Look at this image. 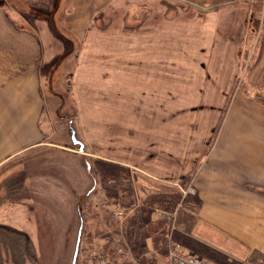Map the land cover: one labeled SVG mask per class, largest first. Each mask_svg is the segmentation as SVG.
I'll return each instance as SVG.
<instances>
[{
    "label": "crops",
    "instance_id": "1",
    "mask_svg": "<svg viewBox=\"0 0 264 264\" xmlns=\"http://www.w3.org/2000/svg\"><path fill=\"white\" fill-rule=\"evenodd\" d=\"M136 1L72 0L54 13L56 28L62 24L80 44L73 93L85 142L101 155L73 150L72 156L121 158L126 173L132 168L181 186L192 164L172 172L149 162L193 163L194 143L204 144L196 129L204 126L199 108L206 90H236L227 108L224 100L217 107L222 120L209 151L198 156L192 197L176 206L172 219L161 209L148 219L155 226L170 220L172 239L213 264H264V99L257 91L264 90L257 86L264 77V0H170L190 6L185 19L157 14L154 0ZM7 2L0 0V264H35L44 237L36 197L45 198L55 184L35 179L17 160L50 144L42 127V70L53 41L45 40L46 30L17 24L20 15ZM66 8L70 15L60 21ZM243 67L250 68L247 79ZM218 120L205 123V145ZM74 171L92 186L88 166ZM155 226L141 230L151 242L148 253L154 246L147 263L160 252Z\"/></svg>",
    "mask_w": 264,
    "mask_h": 264
},
{
    "label": "rangeland",
    "instance_id": "2",
    "mask_svg": "<svg viewBox=\"0 0 264 264\" xmlns=\"http://www.w3.org/2000/svg\"><path fill=\"white\" fill-rule=\"evenodd\" d=\"M154 1L151 3L152 7L155 4V12L159 14L158 12L160 10V15L165 17L167 12L164 11V4L160 3L161 0ZM163 1L167 3L173 0ZM225 1L230 2L234 0ZM71 3L72 0H8V4H11L13 9H16L20 15V18L16 21L17 24H22L27 28H32V30H46L49 35H46L47 39L45 38V40L49 41L51 39L53 41L48 47L50 59L43 65L42 70L43 83L45 85L44 91L47 99V105L42 117V127L44 132L50 135V144L45 147L46 149H40L34 152L33 155L21 157L17 160L19 168H25L29 171L32 170V177L37 179L43 176L50 183L54 182L55 188H58H53V184L51 188L47 186L46 188L49 189L47 190L45 198H41L40 196L36 197L38 217L42 224L41 228L44 231V237L39 240V252L35 264L72 263L80 226L77 204L82 197L84 204H86L84 206L86 219L85 230L81 241L93 239L104 242L105 246L109 250H112V257L120 264L147 263L146 257L152 255L154 246L151 248V253H148L151 242L142 238L141 230H146L148 226L150 229L155 225H153L154 221L148 219L152 215L150 213L153 211V208L144 204L143 200L148 199L151 192H157L163 188L179 191L182 194L179 204L186 201L188 197H192L191 194L194 193L192 180L197 168L202 162V158L198 160V156L206 154L209 151L222 120L223 112L220 110L219 113L217 107H220L221 101L224 100L227 108L231 93L236 90H206L203 105L199 108L203 110L199 114L203 117L204 126L203 128L198 126L196 129V136L204 135V139L202 140L204 144L201 141L194 143L192 150H190V155L197 159L194 158L193 163L192 159H188L187 161L183 160V158H178L173 161H177V164L171 163L168 159H162L164 164L163 162H155V160L149 162V165L153 168L154 166L156 167L155 163H157L160 164L158 166L162 169L170 170L169 168H171L172 172L174 169L179 171L181 166L183 172L185 166L192 164V172L180 182L181 186L171 183L164 184L132 168H129L130 173H126L124 172V168L127 167L122 164V161L125 160L121 158H113V160L107 161L102 158L95 159L87 157L88 159L83 162L84 155L82 157H78V155L73 157V150L76 147L72 144L70 137L71 126L75 128L76 132L78 131V139L84 143L87 154L93 155V157L101 155L97 154V152L99 153L97 147L85 142L76 97L73 93V76L76 67L75 55L79 52L80 44L76 43V39L73 37L71 30L62 24L56 32L52 29L53 24L51 21H53L52 17L54 18V7L57 4H63V7L67 4V7H69ZM136 3H139V0ZM145 4H150V2ZM185 4L182 2L178 3L179 6H183V9L178 11L179 18L184 17L185 19L187 12L192 15L191 9H187L190 6H186ZM68 9L66 8L67 11L63 10L60 13V21H63V18L65 19L70 15ZM120 14L121 12L116 11L112 15L118 19ZM130 14L127 15V20L130 18ZM120 29L116 28V31ZM255 52L256 47L253 50V55ZM249 70L250 68L245 70L243 67V71L247 73H245V78L246 76L249 78ZM261 79L263 80L258 82L257 86L264 88V77ZM233 83L237 85V75ZM245 88L247 87L245 86ZM252 91L255 92L256 90ZM257 91L261 92L259 93L260 98L264 99V90ZM196 92L197 90L194 93L195 97ZM217 118L219 120L216 126L211 129L210 144L205 145L207 131L205 123H211L212 126ZM101 119V121H104L103 116ZM206 119L208 120L206 121ZM120 147L119 145V149ZM182 153H184L183 150ZM101 154L105 153L103 152ZM63 161H65L64 165L62 164ZM88 163L94 168L93 171L97 179V186H94V183L92 186L87 184L84 176L81 175L83 173L78 174L77 171H74L78 168L82 171V168L84 169L85 166L89 165ZM134 164L137 165L135 161ZM60 168H67L64 174L61 173ZM37 169L44 171H39L38 174ZM111 179L114 180L111 181ZM66 182L67 184L65 185ZM107 182L112 183L108 184ZM58 194L60 196L65 195V198L61 199L60 196L59 198L55 197ZM150 209L151 211L148 212ZM154 209L156 213L159 208L155 207ZM116 210L123 211L124 215L122 217L115 216L112 212ZM93 213L99 215V220H92ZM77 264H84L80 252Z\"/></svg>",
    "mask_w": 264,
    "mask_h": 264
},
{
    "label": "built area",
    "instance_id": "3",
    "mask_svg": "<svg viewBox=\"0 0 264 264\" xmlns=\"http://www.w3.org/2000/svg\"><path fill=\"white\" fill-rule=\"evenodd\" d=\"M115 216L122 217L123 212H115ZM80 256L84 264H120L107 252L104 242L85 239L80 245ZM137 264H140L139 262ZM141 264H213L191 253L185 247L167 237L166 251L156 254L150 263Z\"/></svg>",
    "mask_w": 264,
    "mask_h": 264
},
{
    "label": "trees",
    "instance_id": "4",
    "mask_svg": "<svg viewBox=\"0 0 264 264\" xmlns=\"http://www.w3.org/2000/svg\"><path fill=\"white\" fill-rule=\"evenodd\" d=\"M8 3V2H7ZM62 3V2H61ZM161 4L163 3L165 6V10L166 16L168 18H172V17H176L178 15V11L180 9H183V6H179L178 3H174V2H167L165 3L163 0H161L160 2ZM61 4H57L56 7H54V13L55 11H57L60 8ZM185 8V7H184ZM163 11V12H164ZM53 21V27L52 29H54L56 32L58 29L56 28L55 22H54V18L52 17ZM51 24V26H52ZM88 159V158H87ZM88 162V161H87ZM89 164V163H88ZM89 167V171L91 173L92 179L94 183H97V179L94 175V171H93V167L92 165H88ZM150 197L148 199L143 200L144 204L148 205L150 208H159L163 211H166L167 215H170L171 217H169V219H172V215L175 211L176 206L179 204L180 202V198H182V194L177 191V190H167V189H160L159 191H154L150 193ZM86 204H84V200L83 197L79 200L77 208H78V212L81 213L82 219H83V229H82V235L84 234V230H85V219H86V210H85V206ZM171 221L169 220V222H165L163 224H157L155 226V230H158V233L155 238H154V245L155 247L160 251V252H165L166 251V243H167V237L169 235L170 232V227H171ZM110 253L112 254V250L110 251Z\"/></svg>",
    "mask_w": 264,
    "mask_h": 264
},
{
    "label": "water",
    "instance_id": "5",
    "mask_svg": "<svg viewBox=\"0 0 264 264\" xmlns=\"http://www.w3.org/2000/svg\"><path fill=\"white\" fill-rule=\"evenodd\" d=\"M70 137H71L72 144L76 147L75 151L84 153L85 145L83 144V142H81L78 139L76 130L73 126L70 127ZM82 228H83V219H81V226H80V229L77 235L76 247H75V251L73 254L71 264H77V259H78V254H79V245H80V240H81V235H82Z\"/></svg>",
    "mask_w": 264,
    "mask_h": 264
}]
</instances>
